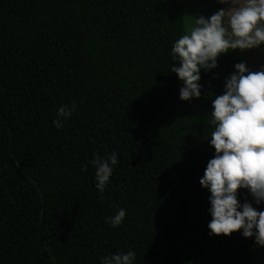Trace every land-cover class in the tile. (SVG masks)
I'll return each mask as SVG.
<instances>
[{
	"label": "trees",
	"instance_id": "trees-1",
	"mask_svg": "<svg viewBox=\"0 0 264 264\" xmlns=\"http://www.w3.org/2000/svg\"><path fill=\"white\" fill-rule=\"evenodd\" d=\"M180 7L0 0V264H100L129 250L133 264H264L252 239L209 235L199 179L214 155L211 100L238 61L221 57L201 73V98L181 101L170 73ZM112 151L101 196L90 162ZM120 208L113 228L105 218Z\"/></svg>",
	"mask_w": 264,
	"mask_h": 264
},
{
	"label": "clouds",
	"instance_id": "clouds-1",
	"mask_svg": "<svg viewBox=\"0 0 264 264\" xmlns=\"http://www.w3.org/2000/svg\"><path fill=\"white\" fill-rule=\"evenodd\" d=\"M226 7L205 18L191 17L192 26L171 46L170 73L181 87L179 99L191 102L201 98V73L218 67V60L234 51L264 50V0H217ZM234 71L224 79L223 92L211 100L210 123L214 126L207 143L214 155L207 161L201 187L209 193L207 223L209 235L230 237L239 233L264 248V64L251 70L245 62L234 64ZM76 110L61 106L52 124L60 129ZM95 188L103 196L117 165V153L94 154ZM84 169L82 168V171ZM246 192L251 201H241ZM126 216L120 208L105 222L113 228ZM135 253L106 255L100 264H133Z\"/></svg>",
	"mask_w": 264,
	"mask_h": 264
},
{
	"label": "rangeland",
	"instance_id": "rangeland-1",
	"mask_svg": "<svg viewBox=\"0 0 264 264\" xmlns=\"http://www.w3.org/2000/svg\"><path fill=\"white\" fill-rule=\"evenodd\" d=\"M181 13L186 20L187 29L192 26V18L198 15H204L205 18L216 12L218 9L226 7L220 5L217 0H179ZM238 62H245L253 71L258 70L261 64H264V50L234 51L229 53Z\"/></svg>",
	"mask_w": 264,
	"mask_h": 264
}]
</instances>
